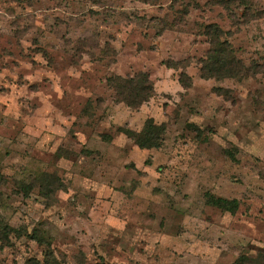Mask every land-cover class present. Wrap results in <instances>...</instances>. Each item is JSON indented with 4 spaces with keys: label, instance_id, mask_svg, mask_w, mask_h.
<instances>
[{
    "label": "rangeland",
    "instance_id": "374dc122",
    "mask_svg": "<svg viewBox=\"0 0 264 264\" xmlns=\"http://www.w3.org/2000/svg\"><path fill=\"white\" fill-rule=\"evenodd\" d=\"M209 26L240 77H201ZM140 73L133 109L107 79ZM0 237V264H264V0H0Z\"/></svg>",
    "mask_w": 264,
    "mask_h": 264
},
{
    "label": "trees",
    "instance_id": "16d2710c",
    "mask_svg": "<svg viewBox=\"0 0 264 264\" xmlns=\"http://www.w3.org/2000/svg\"><path fill=\"white\" fill-rule=\"evenodd\" d=\"M208 37L215 39L208 52L206 60L201 63L200 75L202 78L210 77H240L245 71L244 65L241 61L235 59L231 54L232 51L228 48L227 42L220 41L223 39V32L218 26H209L206 30ZM215 45L219 46L216 48ZM186 78L184 81L183 78ZM108 85L112 88L115 98L118 101H122L127 106L136 109L143 103L147 102L154 96L153 83L145 73H140L133 77H121L114 76L107 79ZM180 83L184 89L191 87L189 78L185 75H181ZM195 132L199 135L198 128H194ZM164 125L155 124L151 118L147 119L144 127L141 131L132 132L126 131V134L136 143L139 148H158L162 144V135L164 133ZM214 206L220 207V204L211 201ZM2 239V237H0ZM4 239H8L5 234ZM43 243V241H41ZM50 253L45 254V261L43 264H64L58 262L55 258L50 259L47 256ZM238 260H245V258L239 257ZM252 260H249L251 262ZM34 264H40L35 261Z\"/></svg>",
    "mask_w": 264,
    "mask_h": 264
}]
</instances>
